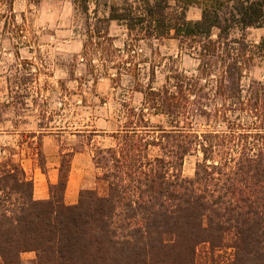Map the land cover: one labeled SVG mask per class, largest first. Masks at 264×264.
<instances>
[{
	"label": "trees",
	"instance_id": "trees-1",
	"mask_svg": "<svg viewBox=\"0 0 264 264\" xmlns=\"http://www.w3.org/2000/svg\"><path fill=\"white\" fill-rule=\"evenodd\" d=\"M175 1L113 5L108 21L178 40L197 57L196 74L176 70L142 91L145 107L115 144L93 150L104 191L84 189L76 205L65 193L81 149L62 154L47 200L35 199L22 165L0 162V264H22L25 253L32 264H264V82L242 85L264 57V37H245L264 28V0ZM0 2L12 11L15 0ZM88 4L79 3L86 16ZM192 4L199 20L187 17ZM189 156L193 178L183 176Z\"/></svg>",
	"mask_w": 264,
	"mask_h": 264
},
{
	"label": "rangeland",
	"instance_id": "rangeland-1",
	"mask_svg": "<svg viewBox=\"0 0 264 264\" xmlns=\"http://www.w3.org/2000/svg\"><path fill=\"white\" fill-rule=\"evenodd\" d=\"M140 1L89 0L88 16L80 0H15L12 11L0 2V162L22 165L34 183L49 181L59 174L62 154L81 149L80 192L90 183L104 191L93 150L115 144L112 136L125 128L130 112L145 107L149 85L161 88L176 70L194 75L199 65L178 40L147 39L108 21L111 6ZM201 13L192 4L187 17L199 20ZM245 37L258 44L264 28L249 29ZM253 80L264 82L260 55L245 73L243 88ZM197 161L186 158L184 177H194ZM35 259V253H25L22 264Z\"/></svg>",
	"mask_w": 264,
	"mask_h": 264
},
{
	"label": "crops",
	"instance_id": "crops-1",
	"mask_svg": "<svg viewBox=\"0 0 264 264\" xmlns=\"http://www.w3.org/2000/svg\"><path fill=\"white\" fill-rule=\"evenodd\" d=\"M81 157H85L83 153H76L73 156V167H71V173L69 182L67 185V190L65 193V202L67 205H75L79 200L80 189L84 188V172L79 167V163L76 166V160L82 159ZM59 174L53 177L51 180H47L46 178H41L39 181L35 180V191L34 197L36 200H47L50 197V185L56 184L58 182ZM93 184H89V188H92Z\"/></svg>",
	"mask_w": 264,
	"mask_h": 264
}]
</instances>
